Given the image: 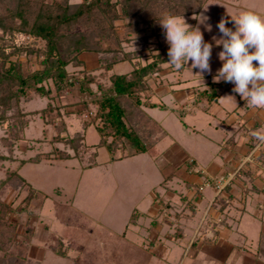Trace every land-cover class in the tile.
<instances>
[{
  "label": "rangeland",
  "instance_id": "obj_1",
  "mask_svg": "<svg viewBox=\"0 0 264 264\" xmlns=\"http://www.w3.org/2000/svg\"><path fill=\"white\" fill-rule=\"evenodd\" d=\"M81 1L70 0L71 3ZM117 9L120 10L119 7ZM242 10H254L264 15V0H209V5L196 16L194 27L199 25L205 42L213 45L210 60L212 74H204L205 85L199 82L201 78L198 75H194L198 70L193 69L192 73L188 68L191 62L180 72L165 63L163 69L152 76L150 89L142 96L145 101L158 105H144V109L168 133L158 142L160 153L157 157L147 153L129 155L131 148L127 146L124 151L127 156L117 158L123 153L121 149H117V157L113 159L109 150L102 146L98 149V165L92 168L83 169L76 157L38 163L26 162L20 168L19 173L35 188L47 194V198L41 208L32 209L23 207L25 192L7 189L3 194L2 197L12 204V211L5 217L4 226L16 225L15 242L8 248L12 257L17 249L23 247V252L24 247H27L25 264H73L74 261L81 264H207L200 260L192 262L191 257L187 258L193 233L201 232V225L198 226V223L206 204H200V211L193 218L185 216V212L189 211L186 208L189 200L182 175L185 173V166H191L190 158H195L197 164L206 170L213 163L222 164L224 112H219L216 104L207 111V101L199 100V92L206 88L208 81L213 80L216 71L222 66L218 58L222 46H218L212 39L214 36L219 39L221 35L216 25L221 17L230 19L229 15H237ZM201 16L206 17L204 23L199 21L203 19ZM190 17L193 16H184L185 20ZM115 23L116 29L127 35L123 36L127 38L123 40L124 49L140 50L144 54L142 62L149 61L153 52L162 50L167 44L159 23L155 22L152 29L141 24L138 32L127 30L125 19H118ZM206 25H211V31L207 30ZM226 26L233 27L231 23ZM3 42L17 45L31 43L38 47L44 44L40 38L20 32L14 35L5 34L3 38L0 31V44ZM6 51H10L8 46ZM82 58L85 61L83 67L92 68L96 65L95 53H84ZM19 59L23 61L24 69H27L28 56L20 54ZM33 59H36L35 55ZM39 66L36 61L33 63L34 68ZM69 70L77 71L72 66H69ZM179 91L181 99L177 96ZM228 96L235 98L234 100L229 97L235 105L241 98L232 91H227L223 98ZM48 102L47 97L35 94L31 100L22 98L20 105L28 113L36 110L41 112ZM80 103L81 96L77 85L66 89L59 102L56 101L55 105L59 104L63 111L70 114L65 116L68 130L61 133L62 137L72 136L82 129L81 120L76 115L77 109L81 107ZM83 117H93L91 106L84 110ZM33 118L17 144V159L0 160V178L5 176L7 168L18 167V160L22 158L33 156L37 152L66 148L70 150L63 142H49L56 133L57 120L46 124L40 114ZM45 127L49 129L47 137L43 135ZM5 129L6 123L0 125V136L5 133ZM87 135L88 143H96L100 138L95 128H91ZM155 137L158 138L159 134ZM227 147L228 145L225 148ZM0 153H6L1 143ZM169 153H174L180 159V164L177 165L172 159L162 158H166ZM160 158L161 162L158 161ZM253 160L251 156L247 157L234 172H229L234 175L233 179L248 171L249 164L254 163ZM162 163H165L164 168ZM172 172L175 174L169 177ZM208 192L211 193V190ZM170 193H175L174 197H170ZM258 210L260 215L251 213L253 217L246 209L243 215L246 224L239 227L240 232H243L242 228L250 230L245 244V249L248 250L251 245L256 248L259 243L264 212L262 209ZM179 213L180 217H177ZM205 214L208 215L209 212ZM179 218L181 224L176 221ZM133 219L138 221V225L131 222ZM159 226L163 227L161 231ZM177 226L185 228L186 235L178 240L175 237L173 240L167 239V233H178ZM236 227L235 224L234 228ZM64 233L69 235L66 242L72 241L77 246L71 248L67 256L63 257L49 247L54 243V235ZM158 235L159 238L156 239ZM151 249L156 251L152 252ZM228 262L243 264L239 248H235Z\"/></svg>",
  "mask_w": 264,
  "mask_h": 264
},
{
  "label": "trees",
  "instance_id": "obj_2",
  "mask_svg": "<svg viewBox=\"0 0 264 264\" xmlns=\"http://www.w3.org/2000/svg\"><path fill=\"white\" fill-rule=\"evenodd\" d=\"M208 4L209 0H82L79 3H71L70 0H0V31L3 38L5 34L20 32L44 42L41 47L31 43L0 44V125L6 123L5 133L0 136L6 153H0V160L17 159V144L37 114L46 124L52 120L58 121L55 137L49 142H63L72 150L38 152L29 158H22L18 160V167L7 168L5 176L0 178V264H25L27 259V247L23 252V247L17 249L13 257L8 251L17 234L15 224L4 226L5 217L12 211V204L2 197L3 194L7 189L25 192L23 207L32 209L41 208L47 197L19 173L23 164L76 157L83 168H91L97 165V150L102 146L109 150L112 158L117 157V149L123 152L117 158L127 156L124 152L127 146L131 148L129 155L147 153L156 157L160 153L158 142L168 133L144 109V105L154 107L158 104L145 101L142 95L150 89L152 76L158 74L168 61L169 46L166 44L162 50L153 52L149 61L142 62L144 54L140 50L124 49L123 40L127 38L123 36L127 35L116 29L115 22L125 19L126 29L138 32L141 24L152 29L166 12L196 18ZM193 17L186 21L194 27L196 19ZM7 46L10 51H6ZM87 52L97 55L96 65L92 68L83 67L85 61L82 55ZM20 54L28 56L27 69L19 59ZM34 55L36 59H33ZM34 60L39 63L38 68L33 67ZM122 61H129L133 69L123 74L112 72L113 66ZM69 66L77 71H70ZM75 85L79 87L81 96V107L76 115L81 120L82 129L72 136L62 137L61 133L68 130L65 116L69 112L55 104L66 89ZM228 86L229 83L223 81L215 83L209 80L206 88L199 92V99L207 100L210 105ZM35 94L47 97L49 102L41 112L28 113L22 109L21 99L31 100ZM88 106L92 107L91 119L83 117ZM90 125L95 126L100 136L96 144L85 141V133ZM48 134L49 129L45 127L44 137ZM156 134H159L158 138ZM135 221L133 219L131 222ZM68 236L62 234L52 246L57 255L64 257L77 246L72 241L66 242ZM259 253L264 257V246H261ZM73 264L81 263L74 261Z\"/></svg>",
  "mask_w": 264,
  "mask_h": 264
},
{
  "label": "crops",
  "instance_id": "obj_3",
  "mask_svg": "<svg viewBox=\"0 0 264 264\" xmlns=\"http://www.w3.org/2000/svg\"><path fill=\"white\" fill-rule=\"evenodd\" d=\"M83 58H85V56H83ZM132 69L133 67L130 62L122 61L113 66L112 72L123 74L129 73ZM233 87L234 85L229 84L228 88L222 92L217 101L210 105L207 103L206 105L207 111H210L216 104L218 111L224 112L222 118V124L225 126L222 134V144L224 147L222 164L213 163L208 170H206L197 164L195 158H190V160H193V163L191 167L188 165L185 166V173L182 175L185 180L186 188L185 190L182 187V191L185 190L189 200V204L186 206V208H189V211H187V213L185 212V216L189 219L193 218L198 214V211H200V204H206L198 223V226L201 225V232L197 233V231H194L195 233H193L189 246L187 258L191 257L192 262H198L200 260L207 264H232L228 262V260L230 259V256H232L235 248H239L243 264H264V257L259 253L261 245L264 243V221L259 235V243L256 248L251 245V249H245V244H247L246 241L249 239L248 232L250 230L247 231L248 229L242 228L243 232L239 231V227L246 224V220L243 221V215L246 209H248L250 214L252 213L254 215H260L258 209H262L264 212V141L258 140L256 136H254V133L256 132L264 133V109L250 108L241 98H239L236 105L231 102L229 97L223 98L227 91H232ZM180 91L177 92L179 94L176 93L178 98H180ZM199 100L202 101L201 99ZM91 128H95V126L90 125L87 128L85 141L87 144H96L99 140L96 143L87 142V134ZM227 145L228 147L225 148ZM173 154L174 153L166 154V158H162L165 160L172 159L177 165L180 164V162H178L180 159ZM98 155L99 154L97 153L96 160ZM250 156L254 159V163L252 162L251 165L249 164V170L233 179L219 194H217V190L214 186L205 185L207 181L215 176L234 172L236 167L240 165L241 161ZM162 158L158 161L161 162ZM164 164L165 163H162L163 168L165 167L163 166ZM174 174L175 172H172L169 177H172ZM209 190H211V193L208 192ZM174 195L175 193H170V197H174ZM155 201H158V198H155ZM217 204H219L218 207H216ZM205 212H209V214L207 215ZM239 212L242 214L240 215ZM177 217H180V213ZM262 217H264V213L262 214ZM176 221L181 224L180 218L179 220L176 219ZM133 223L138 225L137 220ZM235 224L237 226L236 229L234 228ZM177 227L179 229L177 230V234L173 235L167 233L165 237L171 240H173L174 237L176 240L180 239V237H184L186 235V229L181 226ZM159 229L161 231L163 227L159 226ZM191 229L193 228L191 227ZM197 230H199V227ZM61 235H54L55 240L52 241L54 243H51L49 249L53 250L52 246ZM158 238L159 235L156 239ZM150 251L155 252L156 249H151ZM171 252L172 250H170V253Z\"/></svg>",
  "mask_w": 264,
  "mask_h": 264
},
{
  "label": "clouds",
  "instance_id": "obj_4",
  "mask_svg": "<svg viewBox=\"0 0 264 264\" xmlns=\"http://www.w3.org/2000/svg\"><path fill=\"white\" fill-rule=\"evenodd\" d=\"M229 16L230 19L221 17L216 25L220 38H212L222 46L218 53L222 66L213 76V82L234 85L232 92L239 95L248 107L264 109V15L254 10H242ZM202 18L200 23L206 19ZM158 23L169 46L165 63L179 71L191 62L188 68L191 71L197 69L194 75H198L201 78L199 82L204 84V74H212L213 45L205 42L200 26L193 27L184 16L167 12ZM229 23L232 28L226 26ZM206 28L211 31V25H206ZM228 97L235 100L233 96ZM254 136L264 141V133L256 132Z\"/></svg>",
  "mask_w": 264,
  "mask_h": 264
},
{
  "label": "built area",
  "instance_id": "obj_5",
  "mask_svg": "<svg viewBox=\"0 0 264 264\" xmlns=\"http://www.w3.org/2000/svg\"><path fill=\"white\" fill-rule=\"evenodd\" d=\"M233 176L234 175L231 173L228 175H221L220 177L211 178L205 184L214 186L217 190V193H220L226 187V185L231 183L230 181L233 179Z\"/></svg>",
  "mask_w": 264,
  "mask_h": 264
}]
</instances>
